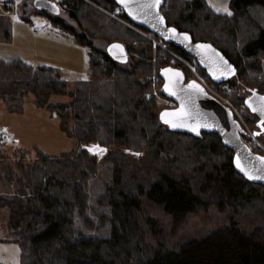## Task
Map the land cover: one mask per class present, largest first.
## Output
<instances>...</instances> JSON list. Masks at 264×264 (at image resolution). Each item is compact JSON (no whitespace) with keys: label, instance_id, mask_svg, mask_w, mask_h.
I'll return each instance as SVG.
<instances>
[{"label":"trees","instance_id":"obj_1","mask_svg":"<svg viewBox=\"0 0 264 264\" xmlns=\"http://www.w3.org/2000/svg\"><path fill=\"white\" fill-rule=\"evenodd\" d=\"M64 2L68 14L77 20L79 31L47 11L36 12L71 30L88 46V80L77 81L75 88L69 89L50 65L33 66L19 58L0 59V99L6 107L19 109L23 96L31 93L37 105L51 107L58 116L60 130L76 143L58 153L37 146L33 150L17 146L12 153L0 148V207L7 210L6 224L11 239L19 246V264H264V184L250 180L236 168L233 151L216 133L173 129L155 116L158 101L148 93L154 67L151 40L144 38L139 47L131 46L126 36H140L119 28L93 4L108 9L121 7L117 0ZM170 6L178 19L170 18L172 10H161L167 25L187 32L194 41L211 43L235 70L239 58H232L219 40L209 32L198 36V30L177 21L182 17L195 23L200 13L211 29L234 35L241 29L240 22L247 20L253 26L240 45L241 54L264 56V26L259 25L256 11L264 13V0H230L229 15L213 11L203 0H170ZM121 9L124 18L147 30ZM251 13H257L254 22L249 18ZM99 33L108 42H122L126 62L116 61L94 46L93 38ZM10 36V21L0 15V37ZM165 42L188 57L179 46ZM164 66L156 64L159 94L173 101L161 90L160 69ZM251 67L264 68L258 62ZM257 82L264 88V76ZM261 86L254 84L250 89L264 94ZM52 95H67L70 99L53 105ZM255 126L259 125L255 122ZM242 129L241 138L245 132ZM93 145L107 151H88ZM101 160L109 162L110 176L103 190L94 195L96 205L104 206L95 223L87 214L92 204L89 185L98 174ZM141 196L159 204L174 219L213 205L228 221L207 235L170 246L153 219L145 223L138 219ZM246 215H250L249 226L239 223L238 217ZM103 222L109 226L108 236L86 233V228Z\"/></svg>","mask_w":264,"mask_h":264},{"label":"rangeland","instance_id":"obj_2","mask_svg":"<svg viewBox=\"0 0 264 264\" xmlns=\"http://www.w3.org/2000/svg\"><path fill=\"white\" fill-rule=\"evenodd\" d=\"M203 1L217 13L229 15L232 12L230 0ZM93 4L101 9L106 17L120 25L119 28L125 27V29L140 36L138 38L134 37L133 39L126 36L127 38L125 39L131 46L139 47L143 44L142 40L144 38L151 40L152 62L154 67L150 73L151 88L148 90V93L153 94L158 101L157 108L154 110L155 116H158L159 110L163 107L175 105L173 101L159 94L158 83L160 77L157 74L156 64L160 66L171 64L184 71L186 78H191L193 74L185 62L181 60V58L186 59V57L170 48L160 37H154L147 30L132 24L124 18L121 7L115 6L108 9L107 7ZM170 7V0H164L161 10L165 11L170 9ZM224 8H227V11H223ZM216 9L221 10L217 11ZM67 10L68 7H63V10H60L58 14H52V16L62 19L66 26L79 31L80 27L77 20L70 16ZM170 10H172L169 13L170 18L176 21L178 19L176 11L174 8ZM258 10L256 8L258 17L261 19L259 25L264 26V13ZM34 11L36 9L32 4V0H0V15L7 17L11 25L10 38L4 39L0 37V59L9 61L14 58H19L33 66L41 64L50 65L67 82L68 88L74 89L77 81H86L90 77L88 46L78 41L73 33H71V30L60 27L58 24L53 23L48 16L35 13ZM251 15L253 14L251 13L249 18L251 22H254V15L257 16V13H254L253 17ZM196 20L198 23L197 21L192 23L181 17L180 22H177L182 26L195 30V32L198 30L196 32L198 36L209 32V34L219 40L221 45L228 48V53L232 58H239V64L235 72L226 79L228 90L225 91L222 85L215 86V93L211 89L207 90L221 101V98H225L233 106V109H231L234 117L237 118L245 130L242 136L243 140L252 150L264 155V133H255V130L258 129L255 126L256 116L244 104V98L251 95L250 88L254 84L261 86L257 80L261 76H264L263 67L260 69L251 67V64L257 62L264 66V56L245 57L241 54L240 50V45L247 36L245 34L249 32L250 25L253 26V23L249 25L247 20L240 22L241 29H238L234 35H229V33H221L213 28L211 29L204 21V16L200 13L196 15ZM123 37L119 35L118 38L123 39ZM152 38L161 39L165 43V46L154 44ZM107 42L108 39L100 33L97 37L93 38L94 46L100 49L105 50ZM145 45L144 43L143 46ZM195 67L198 72L203 74V69L198 64ZM208 82L210 83L209 80ZM261 90H264L263 86H261ZM69 99L70 97L67 95H52L50 104L55 105L54 103L56 102H66ZM58 123V116L51 110V107L45 108L37 105L31 93L23 96L19 109L7 108L2 99H0V132H4L8 136V141L0 143V148L8 153H12L14 147L17 146L30 150H33L37 146L48 153H58L75 147V140L60 130ZM109 176V162L101 160L98 166V174L91 178L89 185L92 203L90 205L92 207L90 206L87 209V214L95 223L99 222V215L104 211V206L96 205L94 195L103 190L106 182L109 180ZM141 197V205L137 212L138 219L142 223H145L148 218L153 219L166 235L165 237L170 246H175L180 241L207 235L212 230L226 226L228 221L225 214L213 205L186 213L182 217L174 219L159 204L152 202L144 196ZM6 214L7 210L0 207V242L7 238L11 239L6 224ZM249 218L250 215L239 216V223L242 225L244 222L246 226H249ZM86 233L108 236L109 226L106 222H103L97 227L90 226L86 228ZM12 260L16 262L15 264H19V259L18 262L15 257L11 258L10 261ZM8 263L14 262L5 261L0 251V264Z\"/></svg>","mask_w":264,"mask_h":264},{"label":"water","instance_id":"obj_3","mask_svg":"<svg viewBox=\"0 0 264 264\" xmlns=\"http://www.w3.org/2000/svg\"><path fill=\"white\" fill-rule=\"evenodd\" d=\"M117 2L134 23L150 30L165 41L179 46L188 55L194 56L199 66L213 81L226 80L235 72V67L229 59L211 43L194 41L187 32L179 31L167 25L161 13L164 0H159V3H156V0H125L124 3L117 0ZM32 4L38 11H47L50 14L60 12L59 5L52 0H32ZM170 29H175V33L169 31ZM185 34L188 37L187 39H185ZM114 45L120 47H113ZM197 45H207L209 47L198 48ZM105 51L112 59L121 63L126 62L128 59L125 47L120 41L108 42ZM166 69L171 71L165 72ZM176 73L180 75L177 76ZM160 76L163 80L161 90L174 101L175 105L160 110L158 113L159 119L162 120L161 113H179L183 109V114L168 117L172 123L178 125L172 127L171 124H168L171 128L192 133L201 131L216 133L224 145L233 151L236 168L244 175L247 171L248 175L245 176L248 178L249 175L261 177L249 179L264 184V155L254 152L241 138L240 132L243 129L240 122L234 117L232 109L209 93L194 78L185 80L182 70L177 67H162ZM192 82H195L199 87L189 88V84ZM165 85H168V90L165 89ZM259 97H264V94L253 93L245 99V105L250 111L254 112L253 107H258L261 103H264L260 101ZM254 113L264 121V115H261L259 111ZM193 128L196 130L193 131ZM103 148L105 149V147ZM238 163L240 167L237 166ZM241 168L245 171H242Z\"/></svg>","mask_w":264,"mask_h":264},{"label":"built area","instance_id":"obj_4","mask_svg":"<svg viewBox=\"0 0 264 264\" xmlns=\"http://www.w3.org/2000/svg\"><path fill=\"white\" fill-rule=\"evenodd\" d=\"M52 1L56 2L59 5V7H62V8L63 7H66V3L64 2V0H52ZM152 39H153L154 44L165 46V43L161 39H154V38H152ZM181 60L183 62H185V64L188 66L190 72L193 74V77H191V78H194L195 80H197L198 82H200L206 88V90L207 89H209V90L211 89L215 93L216 92L215 91V86H217V85H222L223 86V89L225 91L228 90L226 80L217 82L215 84H212L211 82L209 83L208 82V78L209 77L207 76V74L205 72H203V74H201L196 69L195 66L197 65V60H196V58L194 56L188 55V57H186V59L181 58ZM191 78H185V80L191 79ZM221 99H222V101L224 102V104L226 106H228L229 108H232L233 109V106L231 104H229L228 101L225 98H221ZM7 141H8V136L4 132H0V143L7 142Z\"/></svg>","mask_w":264,"mask_h":264},{"label":"snow or ice","instance_id":"obj_5","mask_svg":"<svg viewBox=\"0 0 264 264\" xmlns=\"http://www.w3.org/2000/svg\"><path fill=\"white\" fill-rule=\"evenodd\" d=\"M124 2H125V0H121V3H124ZM156 3H159V0H156ZM146 6H148V5H146ZM216 10H217V11H220L221 9H216ZM223 11H227V8H224ZM13 19H15V17H13ZM169 31L175 33V29H170ZM187 38H188V37H187V35L185 34V39H187ZM113 47H120V46H119V45H114ZM197 47H198V48H207V47H209V46H207V45H197ZM225 63H227V62H225ZM228 67L230 68L231 66L229 65ZM168 71H171V70H168V69L165 70V72H168ZM176 75L179 76L180 74H179V73H176ZM198 87H199V86L196 85L195 82H192V83L189 84V88H198ZM165 89L168 90V85H165ZM171 94L174 95L175 93H171ZM259 99H260V101L264 102V97H259ZM250 106H252V105L250 104ZM253 111H254V112H255V111H259V112L261 113V115H264V103H261L258 107H253ZM178 114H183V109H181V110L179 111V113H168V112L161 113V119H162L166 124H171L172 127H176V126H178V125L175 124V123H172V121H170V120L168 119V117L176 116V115H178ZM262 123H264V122H262ZM195 130H196V129L193 128V131H195ZM88 151H90V152H93V151H99V152L103 153V152H105V151H107V150L104 149V148H101L99 145H93L92 147H89V148H88ZM137 155H138V153H137ZM237 166L240 167L239 163H238ZM241 170H242V171H245V169H243V168H241ZM245 175H248V172H247V171H245ZM249 178H250V179H255V178H261V177H253V176H250V175H249Z\"/></svg>","mask_w":264,"mask_h":264},{"label":"crops","instance_id":"obj_6","mask_svg":"<svg viewBox=\"0 0 264 264\" xmlns=\"http://www.w3.org/2000/svg\"><path fill=\"white\" fill-rule=\"evenodd\" d=\"M34 12L37 13L36 11ZM0 251L2 253L3 258H5V261L14 262V263H8V264L16 263L14 260L10 261L11 258L13 257H15L18 262L20 251H19L18 244L14 240L8 239V238L1 240Z\"/></svg>","mask_w":264,"mask_h":264},{"label":"flooded vegetation","instance_id":"obj_7","mask_svg":"<svg viewBox=\"0 0 264 264\" xmlns=\"http://www.w3.org/2000/svg\"><path fill=\"white\" fill-rule=\"evenodd\" d=\"M253 93H255L254 91H252L251 90V95L253 94ZM250 96V95H249ZM249 96H246L245 98H244V104H245V99L247 98V97H249ZM246 106V105H245ZM248 108V107H247ZM249 109V108H248ZM250 110V109H249ZM254 113V112H253ZM255 114V113H254ZM255 116H256V114H255ZM256 124H258L259 126H257V130H258V132L259 133H264V123H262V122H264L263 120H261L260 119V117L259 116H256Z\"/></svg>","mask_w":264,"mask_h":264}]
</instances>
